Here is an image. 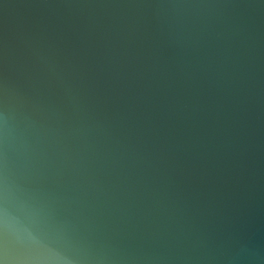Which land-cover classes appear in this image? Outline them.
<instances>
[{
  "label": "water",
  "instance_id": "1",
  "mask_svg": "<svg viewBox=\"0 0 264 264\" xmlns=\"http://www.w3.org/2000/svg\"><path fill=\"white\" fill-rule=\"evenodd\" d=\"M6 264H264V0H0Z\"/></svg>",
  "mask_w": 264,
  "mask_h": 264
},
{
  "label": "snow or ice",
  "instance_id": "2",
  "mask_svg": "<svg viewBox=\"0 0 264 264\" xmlns=\"http://www.w3.org/2000/svg\"><path fill=\"white\" fill-rule=\"evenodd\" d=\"M8 247V241L2 233H0V264H6L4 254Z\"/></svg>",
  "mask_w": 264,
  "mask_h": 264
}]
</instances>
